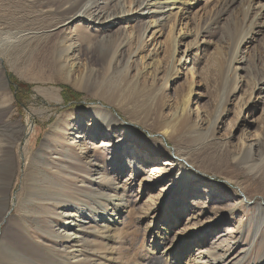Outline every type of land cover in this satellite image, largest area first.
I'll return each instance as SVG.
<instances>
[{
    "label": "rangeland",
    "instance_id": "rangeland-1",
    "mask_svg": "<svg viewBox=\"0 0 264 264\" xmlns=\"http://www.w3.org/2000/svg\"><path fill=\"white\" fill-rule=\"evenodd\" d=\"M23 1L27 6L28 0ZM29 1H36L33 7L36 11H41V7L47 2L52 3L54 7L58 6L59 0ZM129 1L126 0L127 3ZM224 1L230 4L231 0H198L199 7L195 10L190 27L192 30L195 29L194 24L199 22V35L196 39L193 36L181 39L182 43L177 47L175 58L181 63L187 60V63L181 67L174 82L168 86L161 97L158 95L155 97L156 92L151 93L147 90L151 84V78L146 74L139 78V86L135 88L131 80L125 78L123 64L117 67L118 69L108 71L109 73L105 66L101 67L97 74L91 76L92 81L87 82L84 90H76L70 84L61 82L46 64L40 69L42 70L40 78L44 80L50 78L52 82H43L39 78L36 81L31 76L32 73L25 74L26 72L18 67L16 69L10 67L6 56L18 57L14 55L17 50L11 46L0 48L1 70L6 77L2 76L3 80L0 77V109L8 106L6 109L8 113L3 120L8 122L6 130L9 129V131L6 139L12 143L8 149L14 162L12 182L7 189L5 199L0 201V214L4 209L7 212L6 221L0 225V264H16L15 256L10 250L13 247L9 244L8 235L13 226L17 225L20 232L25 227V235L28 238L31 237V240H38L34 239V232L43 236L42 231L47 232L49 227H52L54 231L65 222L57 216L45 214L40 204L27 206L28 210L23 207L27 177L33 176L45 181L43 174L49 173L51 175L49 182L41 181L39 184L49 192L55 189L62 193L64 196L62 204H75L81 208L86 205V210L92 215L107 211L110 213L114 209L108 200L110 192L106 189V183H97L93 186L92 193L84 194L81 188L84 186L86 177L80 174L78 181L69 180V178L68 185L61 186L62 188L54 187L57 174L51 172L55 169L51 168L50 163L54 154H51V150L49 152L43 149L44 146L54 147L55 138L59 134L58 129L64 127L67 132L73 128L78 119H81L83 125L81 135L86 141L84 151L92 153L96 163L101 164L104 155L100 149L95 148L100 145V142L93 141L90 137L96 125L90 113L101 106L115 115L119 122L118 129L111 128L103 132V137L111 139L113 135H116L114 132L125 137L124 142H127L131 148L122 149L120 155L123 157L122 161L128 162L133 170L131 176V171L127 169H115L117 173L124 174L119 182L122 190L125 189L122 194L125 205L121 210L120 225L116 231L111 230L108 234L97 235L95 240L99 243L96 242L94 248L89 243L79 247L82 249V256L87 257V262L79 264H90L88 256H91L92 251L96 250L101 242H107L111 246L116 245V248L120 250L118 261L114 258L110 263L131 264L132 260H137L139 264H164L160 254L143 255L142 251L147 249L152 233L146 228L149 222L147 214L151 210L150 202H157L163 194L170 195L171 187L175 189L173 198L179 201L174 207V212L180 220L166 239L170 250H173L172 247L183 236H187L190 240L196 239L197 236L202 239V234L197 235L198 229L213 222L216 215H223V221L219 223L218 229L207 235L205 248L209 246L207 250L212 251L215 247L218 248L217 252L221 253L227 251L229 259L232 260L242 257V251L248 252L249 248L245 264L257 262L264 257V186L259 179V175L261 178L264 177V163L258 169L250 170L249 153L243 151L242 147L244 141L250 144L256 136L264 137V24L255 28V34L250 33L248 36L249 42L240 55L242 62L237 64L238 89L233 92L234 78L228 73V62L231 56L229 46L235 47L249 33L241 23L244 5L249 0H235L231 6H224L223 10L216 14ZM97 3L99 4L100 0ZM19 4L18 0H0V24H2L0 29H4L9 11L20 6ZM76 4L81 6L83 3L78 0ZM116 7L112 5L110 10L118 11ZM210 18L212 20L208 21ZM145 21H138L132 29L127 25L128 32H132V40L127 44V35L121 34L115 38V34L111 32L112 28L102 26L103 24L97 28L93 25H80L79 21L74 20L68 24L63 33L65 35L71 31L77 32L78 27L86 28L90 34L100 38L112 33L109 41H103L94 47L97 50L113 53L120 45L119 49L124 55V62L129 57L133 59L130 63L131 78L134 77L137 69L143 71L139 60L141 57L154 56L161 62L156 77L159 86L163 84L164 73L171 61L169 25H164L153 36L148 33L141 38V24ZM125 25L122 24L121 27ZM137 50L139 55L134 56ZM150 62L147 58L143 61L145 65ZM190 73H195L200 80L195 100L196 105L208 116V120L213 122L224 113L214 133V139L208 142L207 146L205 144L212 130L209 126H204L200 133L187 131L180 141L173 143L169 140H161L158 133L150 126L139 125V122L134 119V114L139 119L152 115L162 103H178L187 90ZM260 81L263 82L260 83ZM70 92L79 95L76 100ZM195 108L193 106L191 109L192 115L195 113ZM246 108H248L247 113ZM126 109H129V112H125ZM131 112L133 115L130 117L128 113ZM130 126L137 131V135L133 138H128L127 127ZM3 129L0 126L2 136L6 135L2 133ZM221 147H227L224 154H222L223 150L221 153ZM196 148H203V157L214 159L221 157L226 167L219 169L213 165L203 166L201 160L192 155V151ZM129 150L136 152V158H131L130 154H127ZM261 152L264 156V148ZM79 153V150L74 152L76 156ZM84 155L80 156L81 159ZM236 155H238L237 159H235ZM182 158H187L188 162L194 165V172L200 180L186 185L184 192L180 194L177 189L179 170L176 163L183 162ZM156 169L166 171L165 179L156 178L153 171ZM95 187L99 191H95ZM183 194H186L184 198L186 201L181 215ZM46 218L53 220L56 224L44 221ZM86 222L88 223L87 220ZM87 223H85L86 227H88ZM194 231L197 232L194 233ZM47 240V245L42 240L38 241V244H43L54 254L62 251L60 247L65 240L57 241L50 238ZM228 245L233 246L230 252L229 249L226 250ZM14 250L19 251V254L25 251L16 247ZM184 252L188 253V248ZM8 253L13 256L11 259ZM193 254L194 251L191 255ZM24 258L30 261L32 255L24 256ZM186 261V257H182L181 263L185 264Z\"/></svg>",
    "mask_w": 264,
    "mask_h": 264
},
{
    "label": "bare ground",
    "instance_id": "bare-ground-1",
    "mask_svg": "<svg viewBox=\"0 0 264 264\" xmlns=\"http://www.w3.org/2000/svg\"><path fill=\"white\" fill-rule=\"evenodd\" d=\"M18 1L20 2V6H16L9 13L7 12L8 21L4 23V29H0V48H8L11 46L14 50H17L14 55L18 57L6 56L10 67L14 69L18 67L26 72L25 74L32 73L33 75L31 76L37 81L38 78L41 79V67L46 64L51 69V72L59 77L61 82L70 84L76 90L86 89L87 82L92 81L90 79L91 76L97 74L101 67L105 66L107 73H109L108 71L118 69L117 67L123 64L125 78L131 80L135 88L139 86V78L143 74H146L151 78V84L147 90L151 93L156 92L155 97L157 95L161 97V95L165 94L168 86L174 82V78L177 77L181 67H184L185 63H187V60L181 63V61H177L175 58L177 47L182 43L181 39L192 36L196 39L200 32L199 22L194 24L195 29L192 30L190 27L195 10L199 7L198 0H130L128 3L126 0H100L99 4L97 3L98 0H80V3H83L81 6L76 4L78 0H59L57 3L58 6L54 7L52 3L47 2L41 7V11L34 9L33 6L34 4L36 5V1L28 0L27 6H25L23 0ZM234 2L235 0H231L230 4H228L229 2L224 1L216 14L220 13L224 6H231ZM112 5L117 6L118 11H111L110 8H112ZM263 11L264 0H249L244 5L241 23L248 29L249 33L235 47L232 45L229 46L231 56L228 62V73L232 74V78H234L233 92L238 89L236 73L238 69L237 64L242 62L240 58L241 52L249 42L248 36L250 33H254L256 27L264 24ZM74 20L79 21L80 25H93V27L97 26L98 28V26L103 24L102 26L112 28L111 32L115 34V38H118L121 34L127 35L126 44L132 40V32H128L127 25L132 29L138 21L146 20L141 24V38L148 33H151L150 35L153 36L164 25H169L171 61L167 65L166 72L164 73L162 79L163 84L158 86L156 81L161 62L156 60L154 56L147 55L144 58L141 57L139 60L141 61V67L143 66V71L137 69L134 77L131 78L130 63L133 59L129 57L124 62V55L119 49L120 45H118L113 53L107 50H97L94 47L98 43L109 41L112 38V33L110 35L105 34L100 38V36L90 34L88 29L78 27L77 30L79 31H71L64 35V29ZM211 20L212 18L208 19V21ZM122 24L126 25L121 27ZM138 51L134 53V56L139 55ZM146 58L151 62L145 65L143 61ZM1 69L0 56V77L3 80L5 75ZM41 81L52 82L50 78L46 80L41 79ZM262 82L260 81V83ZM199 87L200 80L198 76L195 73H190L187 90L178 103H162L152 115L143 116L139 119L134 114V119L139 122V125L150 126L153 131L158 133L161 140H169L173 143L180 141L181 137L185 136V132L187 131L200 133L204 126H209L212 130L205 144L207 146L208 142L214 139V133L220 125L224 113L213 122L208 120L206 113L196 105L195 98ZM54 96L58 98L56 94ZM193 106L196 108L195 113L192 115L193 112L191 109ZM7 107L0 109V126L4 128L2 133L6 134L3 136L0 135V201L3 198L5 199L7 189L12 182L14 174V162L8 149V146L12 145V143L6 139L9 131V129L6 130L8 122L3 120L5 114L8 113L6 110ZM96 109V111L90 113V117L93 121H96L95 130L91 132L90 137L91 140L100 142V145L95 148L100 149L104 155L101 164L96 163L92 153L90 154L84 151L86 141L85 137L81 135L83 126L81 119H78L73 128L67 130V132H65L64 127L58 129L59 134L55 138L54 147L44 146L43 149L54 152H51V154H54L55 157L53 156L50 159L51 168L55 169L51 172L57 174V182L54 187L66 186L69 184V180L78 181L80 174L86 177L83 182L84 186L81 188V192L84 194L88 195L92 193V188L97 183H106V189L110 192V198L108 200L114 209L110 213L107 211L103 214L92 215L86 210V205H83L84 207L81 208L75 204H62L64 201L62 193L55 189H51L53 191L49 192L39 184L41 181L43 183L45 181L49 182L51 178L49 173L43 174L45 181L40 178L36 179L33 176L31 178L27 177L23 207L28 210L27 206L40 204V208L43 209L45 214L57 216L62 222H65L54 231L52 227H49L47 232L42 231L43 236L34 232V239L38 240H31V237L28 238L25 235V227L20 232V228L17 225L15 227L13 226L9 230L10 233L8 235L10 237L9 244L13 247L10 250L12 255L15 256L16 264H79L81 262H87V257L82 256V249H79V247H84L89 243L94 248L96 242L99 243V241L95 240L97 235L108 234L111 230L116 231L120 225L121 210H123V205H125L122 194L125 189L122 190L119 182L124 174H121V172L117 173L115 169H127L131 171L130 175L132 176V166L128 162L124 163L122 161L123 157L120 155L122 149L124 150L130 146L127 142H124L125 137L117 134V132H114L116 135H113L111 139L103 137V132H107L111 128L118 129V118L103 106ZM164 111L168 112L164 114ZM247 111L248 108L245 109L246 113ZM125 112H129V109H126ZM128 114L131 117L133 112ZM127 130L128 138H133L137 135L136 129L131 126L127 127ZM262 141H264V137L259 138V136H256L252 143L248 144L249 142L246 143L245 141L242 143L243 151H247L250 156V164L248 165L250 170L258 169L264 163V156L261 152V149L264 148ZM226 148L221 147V153L223 150L222 154L226 152ZM97 149L96 152L98 151ZM75 150H79V155L76 156L74 154ZM203 151V148H196L192 151V155L200 159L203 166L208 167L213 165V167L219 169L226 167V163L221 157L217 159L203 157ZM82 154L85 155L81 159ZM127 154H130L129 156L131 158H136V152L134 150H131ZM237 157L238 155L235 156V159ZM182 161L181 163H176L179 170L177 189L180 194L184 192L183 190L186 185L200 180L194 172V165L189 163L187 158H182ZM136 163L138 164V162ZM153 171L157 179H165L166 171L164 172L159 169ZM259 177L264 186V177L262 176L261 178L260 175ZM94 190L99 191L97 187ZM174 192L175 189L171 187L169 190L170 195L163 194L157 202H150L151 210L147 214L149 215V222L146 224V228L147 231H151L152 233L147 249L142 251L143 255L160 254L164 264H182V257H186L187 261L185 264H245L249 248L247 249L248 252H245V249V251H242V257L233 260L229 259V253L227 251L222 253L219 251V253L217 252L218 248L214 247L212 251L207 250L209 246L205 248L207 246V235L218 229L219 223L223 221V215H216L213 222L207 223L198 229L199 234L197 235L202 234V239H199L197 236L195 237L196 239L190 240L187 236H183L172 247L173 250H170V247L166 244V239L180 220L174 212V207L179 202L173 198ZM185 196L186 194H183V200L181 201V215L185 209ZM49 203H53L54 205ZM52 206L54 207L52 208ZM5 211L6 209L0 214V225L7 219V212ZM44 221L56 224L53 220L47 218ZM83 221L87 223L88 227H86L85 223H82ZM192 228H195V226ZM197 231H194V233ZM47 238L56 239L57 241L65 240L60 247L62 251L54 254V252L52 253L49 249H46V246L43 244H38V241L42 240L47 245ZM15 247L25 251L23 254H19V251L14 250ZM227 247L226 250L229 249V252L233 248L232 245H228ZM187 248L188 253H185L184 250ZM192 251H194L193 255H191ZM119 252L120 250L116 248V245L111 246L107 242H101L98 248L93 250L91 256H88V258L90 259V264H113L110 263L111 259L116 258V261H118L120 258ZM12 255L8 253L10 259L13 257ZM27 255H32L30 261L25 260L24 256ZM131 264L139 263L137 260H132ZM251 264H264V257Z\"/></svg>",
    "mask_w": 264,
    "mask_h": 264
},
{
    "label": "trees",
    "instance_id": "trees-1",
    "mask_svg": "<svg viewBox=\"0 0 264 264\" xmlns=\"http://www.w3.org/2000/svg\"><path fill=\"white\" fill-rule=\"evenodd\" d=\"M70 93L72 94V97L75 98V100H76L77 97L79 96L78 94H75V93H72V92H70Z\"/></svg>",
    "mask_w": 264,
    "mask_h": 264
},
{
    "label": "water",
    "instance_id": "water-1",
    "mask_svg": "<svg viewBox=\"0 0 264 264\" xmlns=\"http://www.w3.org/2000/svg\"><path fill=\"white\" fill-rule=\"evenodd\" d=\"M7 80V82H9V80L8 79H6ZM82 104H85V102H81Z\"/></svg>",
    "mask_w": 264,
    "mask_h": 264
}]
</instances>
